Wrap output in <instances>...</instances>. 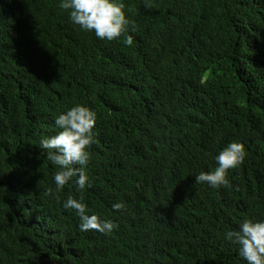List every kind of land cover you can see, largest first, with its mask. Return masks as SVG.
Here are the masks:
<instances>
[{
  "label": "trees",
  "instance_id": "1",
  "mask_svg": "<svg viewBox=\"0 0 264 264\" xmlns=\"http://www.w3.org/2000/svg\"><path fill=\"white\" fill-rule=\"evenodd\" d=\"M122 2L108 41L62 0H0V264H247L225 233L264 222V0ZM77 104L96 113L91 187L57 192L39 143ZM232 142L231 187L196 184ZM69 196L118 227L81 231Z\"/></svg>",
  "mask_w": 264,
  "mask_h": 264
},
{
  "label": "clouds",
  "instance_id": "2",
  "mask_svg": "<svg viewBox=\"0 0 264 264\" xmlns=\"http://www.w3.org/2000/svg\"><path fill=\"white\" fill-rule=\"evenodd\" d=\"M151 7L150 4L145 5ZM60 7L70 12L71 21L82 30L94 32L99 39L113 41L128 32L132 21L126 15V5L122 0H62ZM132 11V9H127ZM127 46L133 44L131 35L125 36ZM59 129L57 134L41 139L39 146L46 150V160L57 167L54 174L55 191L62 190L75 177L78 191L91 187L84 167L89 163L88 149L95 142L94 128L96 113L87 106L77 104L55 119ZM245 147L242 143L228 144L216 156L218 167L211 172L198 174L196 184H207L212 188L231 187L228 172L244 162ZM46 195L51 196L53 189L49 188ZM65 209L74 210L79 216L81 231L95 230L101 233H111L118 225L111 220L89 215V209L83 202V196L76 199L69 196L64 202ZM116 211L126 210L123 202L113 204ZM225 239L239 248V255L247 264H264V222L245 219L238 230L225 233Z\"/></svg>",
  "mask_w": 264,
  "mask_h": 264
}]
</instances>
